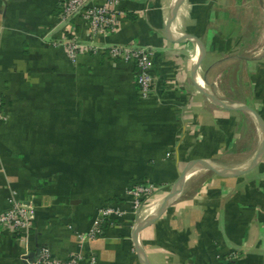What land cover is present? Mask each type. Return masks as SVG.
<instances>
[{"label":"crops","instance_id":"crops-1","mask_svg":"<svg viewBox=\"0 0 264 264\" xmlns=\"http://www.w3.org/2000/svg\"><path fill=\"white\" fill-rule=\"evenodd\" d=\"M176 1L124 0L116 30L92 42L151 51L155 88L142 99L133 64L95 52L72 62L57 45L68 27L88 43L84 19H58L63 0H0V215L12 194L33 211L27 241L0 224V264L41 246L59 260L80 252V264H264V0H181L167 28ZM188 169L136 247L125 190L152 186L145 210ZM107 206L125 215L79 243Z\"/></svg>","mask_w":264,"mask_h":264},{"label":"built area","instance_id":"built-area-1","mask_svg":"<svg viewBox=\"0 0 264 264\" xmlns=\"http://www.w3.org/2000/svg\"><path fill=\"white\" fill-rule=\"evenodd\" d=\"M124 0H63L58 19L69 23L76 17L85 20L88 28V43H83L74 29L69 27L64 30L62 40L57 45L63 46L68 58L75 62L79 55L88 53H102L108 60L123 61L135 66V84L139 96L147 99L155 88V78L152 75V53L148 49L137 45L110 46L108 48L92 45L100 36L113 33L120 23L122 13L118 9ZM4 120L2 113V100L0 97V121ZM152 186L138 183L125 190L129 197L131 213L138 219L142 210L146 207L151 195ZM125 215V211L117 207H103L95 217L90 229L86 233L76 234L77 241L83 243L102 236L105 227H112L116 221ZM137 219V220H138ZM32 208L12 194L9 199L8 209L0 215V224L9 229L24 241H27L33 229ZM80 252L72 253L65 260L53 257L46 246H41L33 257L26 253L23 256L24 264H80L83 260ZM90 264L96 262V258L90 255Z\"/></svg>","mask_w":264,"mask_h":264},{"label":"water","instance_id":"water-1","mask_svg":"<svg viewBox=\"0 0 264 264\" xmlns=\"http://www.w3.org/2000/svg\"><path fill=\"white\" fill-rule=\"evenodd\" d=\"M180 1L181 0H177L176 2H175V4H174V6L171 8V10H170V14H169V19H168V27L167 28H169V26L171 25V23H172V21H173V19H174V17H175V15H176V13H177V9L179 8V4H180ZM169 30V29H168ZM168 35H169V33H168ZM183 38H186V39H189V40H192V41H194L197 45H198V47H199V55H201L202 53H203V47L201 46V44L199 43V41H197L196 39H194L193 37H191V36H189V35H184L183 36ZM198 55V56H199ZM194 73H195V71H194ZM202 83H203V81H202ZM202 88H203V93L214 103V104H216V105H218V106H221V107H227V106H224L203 84H202ZM239 110H243V111H247V112H249V113H251L254 117H255V119L257 120V122H259V120H258V117H257V115L254 113V112H252L251 110H249V109H247L246 107H239L238 108ZM260 126V125H259ZM261 131H262V133H263V130H262V128H261ZM261 146H263V143H262V145ZM200 162H203V161H195L194 163H192V165L191 166H193V165H195V164H197V163H200ZM211 171H215V172H217V173H223V174H225V173H227V172H229V171H227L226 169H223V168H209ZM189 170V169H188ZM187 172L188 171H186V174H187ZM185 173L183 174V175H181L180 176V178H179V180L177 181V183L172 187V189L175 187V186H177V185H179V183H181L182 182V180H183V178L185 177V175H186ZM175 197H172L171 196V194H168L164 199H163V201H162V204H161V207L158 209V211L156 212V214L154 215V216H152V217H150V218H148L147 220H145V221H143V222H141L137 227H135L134 228V230H133V235H132V238H133V242H134V244H135V246L136 247H138L137 246V241H136V237H137V234L139 233V231L144 227V226H146L147 224H149V223H151L153 220H155V219H157L162 213H163V211L166 209V207L169 205V203L174 199Z\"/></svg>","mask_w":264,"mask_h":264},{"label":"bare ground","instance_id":"bare-ground-1","mask_svg":"<svg viewBox=\"0 0 264 264\" xmlns=\"http://www.w3.org/2000/svg\"><path fill=\"white\" fill-rule=\"evenodd\" d=\"M202 168L204 169H207V168H219V166L215 165L214 163L212 162H209V161H203L201 162V166ZM192 169H190L187 174L185 175V177L183 178L182 182L179 183V185L175 186L173 188V191L170 193L172 197H177L182 189H183V186H184V183L189 179V177L192 175L193 171L191 172ZM196 176V175H195ZM159 203H162V202H154V204H151L150 206H148L144 211H149L148 209H154ZM161 207V205L154 211V213H152L151 215H149L148 217H140L138 219V221L136 222L135 227H137L141 222L147 220L148 218L154 216L156 214V212L158 211V209Z\"/></svg>","mask_w":264,"mask_h":264},{"label":"rangeland","instance_id":"rangeland-1","mask_svg":"<svg viewBox=\"0 0 264 264\" xmlns=\"http://www.w3.org/2000/svg\"><path fill=\"white\" fill-rule=\"evenodd\" d=\"M212 173H215V174H216L217 172H215V171H212ZM145 206H147V204H146Z\"/></svg>","mask_w":264,"mask_h":264}]
</instances>
